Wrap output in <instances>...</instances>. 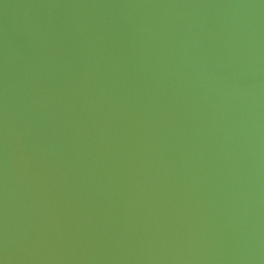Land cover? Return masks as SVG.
<instances>
[{
    "label": "water",
    "instance_id": "obj_1",
    "mask_svg": "<svg viewBox=\"0 0 264 264\" xmlns=\"http://www.w3.org/2000/svg\"><path fill=\"white\" fill-rule=\"evenodd\" d=\"M0 264H264V0H0Z\"/></svg>",
    "mask_w": 264,
    "mask_h": 264
}]
</instances>
